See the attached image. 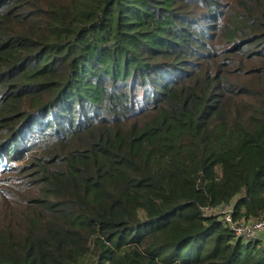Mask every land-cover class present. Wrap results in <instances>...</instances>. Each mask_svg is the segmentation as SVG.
Here are the masks:
<instances>
[{
	"label": "trees",
	"instance_id": "1",
	"mask_svg": "<svg viewBox=\"0 0 264 264\" xmlns=\"http://www.w3.org/2000/svg\"><path fill=\"white\" fill-rule=\"evenodd\" d=\"M264 0H0V264H264Z\"/></svg>",
	"mask_w": 264,
	"mask_h": 264
},
{
	"label": "built area",
	"instance_id": "2",
	"mask_svg": "<svg viewBox=\"0 0 264 264\" xmlns=\"http://www.w3.org/2000/svg\"><path fill=\"white\" fill-rule=\"evenodd\" d=\"M232 205H224L216 208L208 214L218 213L225 223L229 224L239 238L254 240L258 238L259 233L264 231V218L257 223L235 224L232 218Z\"/></svg>",
	"mask_w": 264,
	"mask_h": 264
},
{
	"label": "crops",
	"instance_id": "3",
	"mask_svg": "<svg viewBox=\"0 0 264 264\" xmlns=\"http://www.w3.org/2000/svg\"><path fill=\"white\" fill-rule=\"evenodd\" d=\"M262 232H264V231H262ZM262 232H261V233H262ZM261 233H259L258 237L260 236ZM259 238L262 239V240L264 241V237H262V234H261V236H260Z\"/></svg>",
	"mask_w": 264,
	"mask_h": 264
},
{
	"label": "rangeland",
	"instance_id": "4",
	"mask_svg": "<svg viewBox=\"0 0 264 264\" xmlns=\"http://www.w3.org/2000/svg\"><path fill=\"white\" fill-rule=\"evenodd\" d=\"M261 234H262V237H264V232H262ZM261 234H260V236H261ZM260 236H259V237H260ZM259 237H258V238H259Z\"/></svg>",
	"mask_w": 264,
	"mask_h": 264
}]
</instances>
